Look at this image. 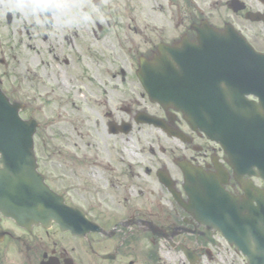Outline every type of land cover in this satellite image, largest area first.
<instances>
[{
    "label": "flooded vegetation",
    "instance_id": "obj_1",
    "mask_svg": "<svg viewBox=\"0 0 264 264\" xmlns=\"http://www.w3.org/2000/svg\"><path fill=\"white\" fill-rule=\"evenodd\" d=\"M195 1L130 0L122 37L112 35L113 42L105 43L107 54L101 56L100 45L98 50L85 47L86 39L89 45L100 41L104 30L100 22L86 27L80 22V12L74 13L72 21L66 8L48 0L52 7L46 12L24 10V17L30 19L28 29L19 23L21 0H0V89L10 100H16L11 94L16 92L18 68L30 72L32 91L129 92L115 102L114 112H104L106 131L139 140L148 134L151 139L146 164L137 166L118 149L105 150L104 159L98 149L84 142L59 150L35 148L38 171L47 185L97 227L78 234L55 223L21 225L0 215V264H254L241 248L228 242L222 230L187 212L170 191L188 201L183 164L213 174L225 172L221 185L241 195L225 151L192 128L180 112L151 102L137 76L139 61L158 54L160 44L174 45L182 38L196 41L195 27L201 22L217 29L231 25L255 50L264 51V0ZM217 5L224 10L213 11ZM105 24L109 26V21ZM22 35L32 41L31 52L21 55L16 64V42ZM85 55L93 60L87 68ZM96 60L100 61L97 69ZM149 115L157 126L148 122ZM94 130L76 131L75 136L79 142L91 139ZM253 180L264 187L261 179ZM100 202L110 204L107 207L115 214L110 212L111 221H103L97 210H86V206H101Z\"/></svg>",
    "mask_w": 264,
    "mask_h": 264
},
{
    "label": "water",
    "instance_id": "obj_2",
    "mask_svg": "<svg viewBox=\"0 0 264 264\" xmlns=\"http://www.w3.org/2000/svg\"><path fill=\"white\" fill-rule=\"evenodd\" d=\"M195 30L196 41L162 44L150 60L141 59L137 75L152 102L181 111L192 128L221 144L244 194L227 192L220 170L213 174L183 164L189 200L170 190L187 212L222 230L254 264H264V190L242 177L264 181V52L231 26L216 29L203 22ZM22 108L0 90V214L23 225L55 222L74 233L94 230L96 225L66 205L37 171V122L22 119Z\"/></svg>",
    "mask_w": 264,
    "mask_h": 264
},
{
    "label": "rangeland",
    "instance_id": "obj_3",
    "mask_svg": "<svg viewBox=\"0 0 264 264\" xmlns=\"http://www.w3.org/2000/svg\"><path fill=\"white\" fill-rule=\"evenodd\" d=\"M29 1L30 4L31 2H39V0ZM24 2L25 0H21V5L17 6L21 16L19 23L29 29L30 19L24 17L26 16L24 10L31 14L33 13L29 7H26ZM129 2L130 0H54L55 5L67 9L70 20L75 17V12H80V22L86 27H92L94 21L100 22L101 26L104 27L100 41L89 45L86 39L85 47L98 50V45H100L101 56L107 54L105 43L110 44L113 42L112 35L120 33L122 37L121 33L124 32L123 27L126 21L125 10L130 8ZM199 2L200 0L195 1L196 4H200ZM82 9H84V13L81 12ZM219 10H224V8L218 5L213 8V11ZM105 21H109V26L106 27ZM68 28H70V24ZM20 39H18V43L16 42V64L21 59V55L24 56L31 52L28 45L32 41L27 40L28 37L24 35ZM68 52H72V50L68 49ZM78 53L80 54L79 51ZM83 61L85 68L93 63V60L88 59L87 55L83 56ZM99 64L100 61L96 60L94 67L97 69ZM116 64L118 67V62ZM105 67L108 68L106 62ZM101 68L103 69V67ZM69 69H71L70 66ZM16 72V92L12 93L11 97L25 104V109L20 113L23 118L33 117L39 123V128L34 137L36 149L46 148L59 150L73 148L78 147L76 143L82 144L84 142L86 147L98 149L99 154L104 155L102 156L104 159L107 158L105 150L118 149L132 160L134 166H137V164H146L145 156L149 155L148 146L151 144V139L147 136L148 134L139 140L135 136L130 138L112 136L106 131L104 112H114L113 107L115 106V102L117 104L122 100V96L125 95V98L131 95V93H120V91H95L96 93H92L84 88L80 89V91L72 88L60 93H50L43 90L32 91L30 72L22 71L20 68ZM100 86L102 87V85ZM86 128H94V136L91 139L90 136L89 138L85 137L84 140L81 139V142H79L75 136V132L79 131L81 133L85 131L86 133ZM67 135H71L70 139L64 138ZM153 147L155 146L153 145ZM142 148L144 149L143 151H141ZM140 174L144 176L142 172ZM100 204L101 206L95 204L93 209L86 206V210L90 213H95L94 210H97L101 213L100 217L103 221H111L109 215L113 211L107 207L110 204H103L101 202ZM94 218L102 220L99 217Z\"/></svg>",
    "mask_w": 264,
    "mask_h": 264
},
{
    "label": "clouds",
    "instance_id": "obj_4",
    "mask_svg": "<svg viewBox=\"0 0 264 264\" xmlns=\"http://www.w3.org/2000/svg\"><path fill=\"white\" fill-rule=\"evenodd\" d=\"M26 7H29L32 13L35 14L37 11H48V9L52 7V5L48 2V0H39V2H31V4L27 5Z\"/></svg>",
    "mask_w": 264,
    "mask_h": 264
}]
</instances>
